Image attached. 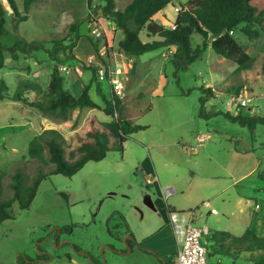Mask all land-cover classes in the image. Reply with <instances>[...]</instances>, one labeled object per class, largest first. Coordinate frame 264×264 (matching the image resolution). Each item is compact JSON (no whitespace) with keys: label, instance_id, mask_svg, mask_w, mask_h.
Wrapping results in <instances>:
<instances>
[{"label":"rangeland","instance_id":"obj_1","mask_svg":"<svg viewBox=\"0 0 264 264\" xmlns=\"http://www.w3.org/2000/svg\"><path fill=\"white\" fill-rule=\"evenodd\" d=\"M15 1L28 20L16 25L9 2L1 0L8 32L1 41L6 47L18 41L42 42L48 49L56 41L68 45L76 24H81L82 38L78 50H74L76 59L61 56L52 62L43 51L19 54L17 61L7 55L6 67L0 70V83L4 81L8 86L5 98L0 101V174H5L4 200L13 197L10 175L20 162H24L28 179L40 169L45 172L54 169L47 163V151L46 162L29 157L28 147L35 136L46 130L59 131L69 159L76 147L75 135L83 132L89 117L95 115L99 122L112 121L101 110L104 103L95 83L91 85L90 95L101 109L72 110L65 121L13 101L19 93L28 103L45 102L55 69L64 77V88L78 97L84 86L91 83L89 59L93 52L102 61L123 67V101L129 110V119L144 129L130 135L124 154L111 151L106 159L87 163L71 178L52 175L43 181L29 210H21L14 204L15 219L0 222V264H70L71 258L84 264H136L122 239L125 227L122 216L131 214L140 202H147V196L143 195L150 187L143 167L146 159L154 164L161 180L169 183L179 179L178 191L184 190L188 204H196L205 196L213 206H218V216L208 215V220L199 218L200 211L207 213L208 209L202 205L199 210L194 208L198 217L196 225L216 226L234 236L243 235L249 222H245L247 216L242 212L247 201L238 203L242 186H246V192L255 190L257 199L264 201V181L259 177L264 174V126L250 132L224 117L202 119L199 115L201 89H211L214 94L205 104L207 113L236 114L240 110L245 115H263L264 36L251 41L240 31L235 33L238 43L254 58L249 70L239 71L235 63L218 56L208 41L201 59L176 76L171 62L173 47L139 57L120 51L122 31L102 14L100 7L104 2L101 0H38L28 13L23 8L24 0ZM132 1L115 0V9L122 12ZM189 1L172 0L154 20L173 29L179 11ZM94 29L100 33L99 37L92 34ZM140 37L143 42L153 41L145 31ZM202 41L199 34L192 36L194 47ZM100 85L104 94L111 93L108 82ZM208 134L211 139L203 144L209 145L208 150L193 155L189 145L196 146L197 137ZM255 157L262 164L253 174L249 171ZM243 175L246 176L242 178ZM217 191L218 205L208 198ZM227 197L229 202H225ZM252 201L248 209L258 207ZM70 226L74 227L69 233L60 232ZM75 246L83 250L82 255ZM259 255L243 253L231 259L216 256L210 250L208 263L254 264Z\"/></svg>","mask_w":264,"mask_h":264},{"label":"trees","instance_id":"obj_2","mask_svg":"<svg viewBox=\"0 0 264 264\" xmlns=\"http://www.w3.org/2000/svg\"><path fill=\"white\" fill-rule=\"evenodd\" d=\"M16 17V25L28 20L27 15H22L15 0H7ZM38 0H24L23 8L28 13L30 7ZM104 5L100 7L102 14L111 20L122 31L123 38L118 46L122 53L131 57H139L146 53L163 48L173 47L171 59L175 68V75L187 71L190 66L201 59L208 48V41L212 50L218 55L235 63L239 71L249 70L254 63V58L248 54L243 45H240L233 35L240 31L249 40H257L264 36V0H190L187 6L181 8L173 29L157 23L154 18L162 12L172 0H133L124 11L115 9V0H101ZM6 10L0 0V70L6 67L9 54L13 60H19V54L31 55L43 51L52 62H57L61 56L70 60L76 59L74 50L82 36L79 24L72 27L73 38L68 45L54 42L52 49H48L42 42L30 44L18 41L12 47H6L1 39L8 35L5 27ZM146 32L147 37L153 39L143 42L141 33ZM199 34L203 39L201 45L194 47L192 36ZM78 50V48H77ZM92 72L91 83L84 86L80 97L64 88V77L55 69L47 86L46 101L28 103L22 95L16 93L13 101L23 102L38 109L43 114L54 115L61 120H67L72 110H98L101 107L91 98V85L96 84V92L101 97L104 108L103 113L112 118L110 122H99L95 115L88 118L82 133L75 135L76 147L70 153V160L66 158L65 140L57 130H46L35 136L28 147V155L33 160L46 162L44 154L47 151V163L54 169L45 172L40 169L37 174L27 178L24 172V162H20L14 173L10 175V188L13 197L3 199V179L5 174H0V222L14 220L12 207L17 204L21 210H29L37 196L43 181L52 175H62L68 178L75 176L89 162H100L106 159L111 151L124 154L125 143L131 134L144 127L134 125L129 119V110L123 98L115 94L111 87L110 94H104L101 83L96 75V70L90 66ZM264 73V66H263ZM109 83V82H108ZM8 86L4 81L0 83V101L5 98ZM203 96L200 99V117L210 120L213 117H224L232 124L254 132L258 126H264V114L245 115L238 110L236 114L223 111L206 112L205 104L214 97L211 89H201ZM79 156V157H78ZM78 157V158H77ZM264 181V174L260 175ZM67 197L65 194H62ZM123 219V217H122ZM61 229L69 233L71 228ZM131 246V243L129 242ZM76 251H80L75 246ZM208 250L215 255L235 259L243 253H260L254 264H264V236H259L250 228L241 236H234L225 231H214L208 238Z\"/></svg>","mask_w":264,"mask_h":264},{"label":"crops","instance_id":"obj_3","mask_svg":"<svg viewBox=\"0 0 264 264\" xmlns=\"http://www.w3.org/2000/svg\"><path fill=\"white\" fill-rule=\"evenodd\" d=\"M233 35L235 36V33ZM202 136L206 137V141L211 139V134ZM189 147L193 155L197 156L202 153L204 154L208 150L209 145H202L200 147L189 145ZM200 148H203V150L200 151ZM255 158V162L249 173L254 174L261 167L262 161L257 157ZM143 167L144 172L147 171L146 182L150 174H154L156 179L151 184L147 183L150 187H147L146 191L143 192V195L147 196V202H140L135 205L131 214L122 216L125 224L122 239L131 248L129 255L134 256L136 264H170L173 256L179 249V242L173 234L172 225L169 221V212L174 211L183 214L195 212L197 215L193 209L197 208L199 210L198 207L202 205L208 210L207 213L200 211L199 218H206L208 220V215L218 216V206H213L210 200H206L205 196L200 197L196 204H188V200L185 201L184 199L186 196L184 190L178 191L177 184L179 179L175 178L174 181L169 183L163 179L161 180L158 177L154 164L149 159L144 161ZM246 175H243L242 178ZM214 177L218 178L217 176ZM245 188L246 186H242L243 190L240 192L238 203L242 204L244 200L247 201V205L242 211L247 216L245 222H249L247 229L250 228L257 235L264 236V201L257 199L255 190L246 192ZM208 198H211L218 205V191ZM229 200V197H227L225 202H229ZM252 200L255 201V205L257 204L258 207L253 206L252 209H248L251 202H253ZM205 202H209L210 205L204 206ZM212 210L216 211V213L212 214ZM186 211L189 212L186 213ZM196 215L194 222L198 218ZM210 229L212 232L220 231L216 226H212ZM82 251L80 248V251L77 252L80 254ZM125 255H128V253H125ZM209 258L211 257L209 256ZM70 264L84 263L76 258H71Z\"/></svg>","mask_w":264,"mask_h":264},{"label":"built area","instance_id":"obj_4","mask_svg":"<svg viewBox=\"0 0 264 264\" xmlns=\"http://www.w3.org/2000/svg\"><path fill=\"white\" fill-rule=\"evenodd\" d=\"M92 34L100 36L97 29H94ZM103 56L106 57V55ZM89 62L95 68L98 80L100 82H109L115 94L123 98L125 96L124 68L120 67V65H113L107 60L102 61L96 52L91 54ZM196 141V146L200 147L206 142V137L198 136ZM155 179L156 176L150 174L147 183L151 184ZM209 205V202L204 203V206ZM211 213L215 214L216 211L212 210ZM195 215V212L188 214L169 212V221L172 225L173 234L179 242V249L170 264H209L208 238L211 236L212 231L206 225H196L194 222Z\"/></svg>","mask_w":264,"mask_h":264},{"label":"water","instance_id":"obj_5","mask_svg":"<svg viewBox=\"0 0 264 264\" xmlns=\"http://www.w3.org/2000/svg\"><path fill=\"white\" fill-rule=\"evenodd\" d=\"M129 249V252H130V248H128Z\"/></svg>","mask_w":264,"mask_h":264},{"label":"flooded vegetation","instance_id":"obj_6","mask_svg":"<svg viewBox=\"0 0 264 264\" xmlns=\"http://www.w3.org/2000/svg\"><path fill=\"white\" fill-rule=\"evenodd\" d=\"M61 232V231H60Z\"/></svg>","mask_w":264,"mask_h":264}]
</instances>
